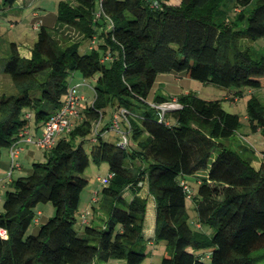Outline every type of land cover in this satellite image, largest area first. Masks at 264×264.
<instances>
[{
	"label": "trees",
	"instance_id": "1",
	"mask_svg": "<svg viewBox=\"0 0 264 264\" xmlns=\"http://www.w3.org/2000/svg\"><path fill=\"white\" fill-rule=\"evenodd\" d=\"M57 13L55 35L41 26L30 57L10 45L3 72L16 91L0 94V158L20 133L42 130L57 113L74 73L97 77L93 103L44 162L6 188L0 264H143L151 241L171 250L161 264H264V161L256 168L254 151L226 142L240 116L221 100L191 93L178 95L181 107L164 113L152 103L175 97L156 93L149 102L161 74L235 87L236 98L264 87V48L239 46L241 39H264V0H60ZM67 29L80 40L56 36ZM84 42L88 50L81 52ZM123 109L126 148L104 135L111 121L94 132L104 113ZM248 119L252 131H264V102L255 95ZM90 139L91 158L84 148ZM91 162H106L113 177L92 206L96 221L77 228ZM184 182L197 185L190 199L197 229ZM148 197L156 211L152 238L144 233ZM48 203L55 215L27 235L39 205Z\"/></svg>",
	"mask_w": 264,
	"mask_h": 264
},
{
	"label": "rangeland",
	"instance_id": "2",
	"mask_svg": "<svg viewBox=\"0 0 264 264\" xmlns=\"http://www.w3.org/2000/svg\"><path fill=\"white\" fill-rule=\"evenodd\" d=\"M44 1V3H43ZM41 5L42 10L41 13L44 16L45 14H48V17H52L50 13L53 15H56L57 17V8H58V2L60 0H43ZM67 1V0H64ZM172 2H178V0H172ZM18 5V2H16L12 6H7L6 15L3 17H0V94L2 93H14L16 91L14 83L11 79V77L3 72V68L7 64V57L9 56L10 51V45L13 42H16L21 49V55L28 54L29 50L33 48L35 43L37 42L38 37V31L34 29V25L38 20V17L30 16V11L26 9L18 10L16 7ZM12 7V8H11ZM99 8V6H98ZM57 18H53V24L56 22ZM12 21L16 22L18 21V24H16L13 28H11ZM44 24V23H43ZM48 26V31L55 35V30L52 28L53 25H48L49 23H46ZM74 31L67 29L66 31L62 32L61 34H57L56 36L59 37L62 41H69V42H78L80 40V37L77 33H73ZM84 45L81 46V52H85L88 50V45H85L86 42L83 43ZM239 46L242 50H246L247 47H255L258 49L264 48V39L258 40V41H251L248 39H241L239 41ZM97 82V77L94 78H85L81 73L76 72L70 78L68 79V84L72 86H83V90L88 92V90L92 91V93L89 95V97H85L84 103L82 106L79 107L78 111L84 112L88 105H91L93 103L94 98V85ZM3 84V85H1ZM85 85V86H84ZM237 91V88L230 87V88H224L219 87L214 84H206L198 80H194L192 78L187 77L184 74H161L158 76L156 85L154 89L151 92V95L149 96V102H153V98L156 93L158 95L169 97L171 96L175 97V100H177V96L179 94H194L197 95L200 98L206 99V100H221L222 105L226 111L229 113H235L238 114L241 118V126L239 130L236 132V134L227 140L228 146L233 149H241V146L248 148L247 153L249 155L253 154V151L256 155V161L259 158V154L264 151V131H252L250 127V122L248 119V103L249 100L253 95L258 97L262 102H264V87L259 89H244L243 96H239L236 98L235 92ZM85 96V95H84ZM116 113H119V111H115ZM107 113H104V116L102 118H105L107 116ZM110 121L112 123L113 119V113L111 112L109 115ZM80 119L76 120L75 125L78 123ZM122 130H125L122 127ZM111 126V125H110ZM31 131H34V127L30 129ZM33 133V132H31ZM109 139L113 142H117L120 140V136L114 131L110 132V135L108 136ZM93 143L92 140H86L84 143V148L86 149L88 155L91 158V147ZM25 152H22V154L19 156L18 161L22 165L23 171H21L19 174L22 176H27L31 174L33 170V164L35 162H44L46 160V154H49V151H45L37 147L36 145H24ZM252 149V151H251ZM33 151V153L31 152ZM219 151V149L216 150V153ZM246 152V151H245ZM248 156V155H247ZM254 161V163H256ZM4 163L0 162V174L2 173V170L4 168ZM256 165V164H255ZM258 168V165L255 166ZM15 173V178H16ZM109 174V165L106 162H102L100 164H96L91 162L90 166L84 173V178H86L89 181L88 186L86 187L83 196H82V204L80 207V213H82L86 200H88L91 197V194H94V192H99L101 196V191L103 189V185L98 181V178H104ZM18 177V176H17ZM191 184V189L193 193V197L196 194L197 191V185L195 183L189 182ZM145 195V193H144ZM147 195V194H146ZM150 198V197H148ZM3 204L0 203V210L2 209ZM187 207L189 210L190 215V222L192 224V227L194 229L196 228L198 216H197V210L196 205L193 200L188 199L187 200ZM39 208L43 211L44 214L39 215L37 217V220L40 222V225L46 223L49 218L53 217L56 213V210L54 206L51 203L48 204H41L39 205ZM81 216L78 214V225L77 228H80L81 223L80 219ZM89 218L91 216L89 215ZM39 223L34 222L30 229L27 232V235L30 234H37L39 227ZM148 256L143 264H161L162 259L165 256H171V250L166 247L164 243L160 244H149L147 247ZM116 262H111L110 264H115Z\"/></svg>",
	"mask_w": 264,
	"mask_h": 264
},
{
	"label": "built area",
	"instance_id": "3",
	"mask_svg": "<svg viewBox=\"0 0 264 264\" xmlns=\"http://www.w3.org/2000/svg\"><path fill=\"white\" fill-rule=\"evenodd\" d=\"M42 26L41 23H37L36 29H39ZM74 33V32H73ZM95 39L90 44L89 49L95 45ZM85 86V85H84ZM81 87L80 86H72L61 106V108L55 113L44 125L42 132L40 135H35L31 132H24L19 134L18 140L12 144V146L9 148L10 153V171L8 172L6 179L8 182H12L13 175L16 170L21 169V164L18 161V158L22 151L24 150V145H36L42 150L49 151L51 150L57 142L63 138L67 137L72 130L75 127V122L78 119H82L81 112L78 111L79 107L82 105V103L85 100V96L81 93ZM152 106L159 109L163 113L166 110L170 109H177L180 108L181 105L177 100L172 99L169 102H165L160 105H156L152 103ZM127 111L125 109L119 111V113L113 114L112 123L110 126L111 131H115L121 138L119 140V144L121 147L126 148L130 144L129 139V132L122 130L120 121L126 120ZM102 118L95 124L94 132H97L100 124H101ZM113 177V174H108L104 178H98V181L103 185H108L111 178ZM184 188L189 193L188 198H193V193L190 190V187L187 186V184L184 182ZM100 200V193L96 192L93 195L91 206L97 204ZM40 214L38 213V216ZM89 212H84L81 214V225H86L89 223ZM38 223L39 221L36 219L35 221ZM199 226V225H197ZM200 227V226H199ZM2 236H6L5 232H1Z\"/></svg>",
	"mask_w": 264,
	"mask_h": 264
},
{
	"label": "crops",
	"instance_id": "4",
	"mask_svg": "<svg viewBox=\"0 0 264 264\" xmlns=\"http://www.w3.org/2000/svg\"><path fill=\"white\" fill-rule=\"evenodd\" d=\"M42 1L43 0H18V5H17V9L18 10H22V9H26V10H29L30 11V16H33V17H38V20L37 22L35 23V25L33 26L35 30L38 31L39 33V29H36V25L37 23H41L42 26L48 28L47 24L46 23H49L48 25H53L52 28H56L57 26V19H56V22H54V24L52 23L53 22V18H57L56 15H53L52 13H50V15L52 17H48V14L46 15H42L41 11L42 10H38V9H41V5L40 3L42 4ZM44 3V1H43ZM58 6V5H57ZM13 7V6H12ZM11 7V8H12ZM0 9H1V13H0V17L1 16H5L6 15V10H7V6H4L3 4V0H0ZM44 23V24H43ZM0 24H2L0 22ZM16 24H18V21H12V24H11V28H13ZM16 43V42H15ZM31 50L32 48L29 50L28 54L26 55H21V56H24V57H30L31 55ZM19 51H20V54H21V49L19 48ZM3 85V84H1ZM83 86H81V93L83 95H85V97H89V95L92 93V91L88 90V92L84 91L83 89ZM91 93H90V92ZM173 95V94H171ZM170 95V97H171ZM177 95V94H175ZM174 95V96H175ZM180 95V94H179ZM173 96V97H174ZM86 103V102H84ZM83 104V103H82ZM82 106V105H81ZM82 113V111H81ZM110 112L107 113V116L105 118H102V121H101V124H100V128H103L106 124H108L110 122ZM33 127V126H32ZM122 127L125 129V124H122ZM31 129V128H30ZM35 129V127H34ZM31 131V130H30ZM33 132V134H36V135H40L42 130H39V131H36V129L34 131H31ZM110 132L111 130H109L108 133H105L104 135L106 136H109L110 135ZM114 132V131H113ZM26 149H24L22 152H25ZM33 153V151H31ZM264 152V151H263ZM263 152L261 153H258L259 154V158L258 160L256 161V163H254V166H257L258 165V168L259 166L261 165V163L264 161V155H263ZM22 154V153H21ZM20 154V155H21ZM0 162L4 163V168L2 170V173L0 174V203L3 204V200H4V196H5V191H6V188L9 186L10 182H8V180L6 179V176L8 174V172L10 171V166H11V163H10V153H9V148L8 149H4L2 151V155H1V158H0ZM256 164V165H255ZM21 171H23V168H22V165H21V169L20 170H16L14 172V175H13V179H15V173H18L16 174L18 177H20L21 175L19 174ZM16 176V178H17ZM23 176V175H22ZM190 180V179H189ZM95 193V192H94ZM93 195L94 194H91V197L86 200V203H85V206H84V209L82 210L84 212H89L90 213V216L91 218H89V223L95 218H96V215L93 214V211H92V206H91V201H92V198H93ZM148 209H147V214H146V222H145V228H144V233H145V236L147 238H152L154 236V230H155V223H156V211H155V202H154V199L152 197L148 198ZM2 210V209H1ZM0 210V211H1ZM38 213L40 215L44 214L43 211L39 208L38 210ZM96 221V220H95ZM39 225H40V222H38ZM151 244H155L153 241L150 242V245Z\"/></svg>",
	"mask_w": 264,
	"mask_h": 264
}]
</instances>
